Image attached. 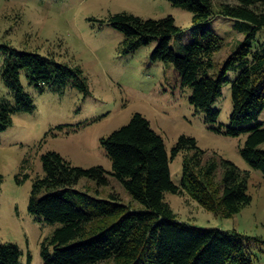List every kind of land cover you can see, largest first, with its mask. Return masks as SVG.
Wrapping results in <instances>:
<instances>
[{
	"label": "trees",
	"instance_id": "obj_1",
	"mask_svg": "<svg viewBox=\"0 0 264 264\" xmlns=\"http://www.w3.org/2000/svg\"><path fill=\"white\" fill-rule=\"evenodd\" d=\"M192 13L193 37L180 51L170 45L181 32L172 15L143 18L127 11L113 13L109 22L124 34V53L156 41L152 60L171 62L182 84L191 87L189 102L205 113L210 128L227 135L245 134L242 157L264 171V39L254 46L256 31L264 28V0H169ZM216 15L236 19L244 38L215 66L214 53L222 37L208 22ZM6 50L0 76L13 91V103L0 99V131L12 123V114L35 107L24 89L21 73L40 91L44 86L62 88L68 83L87 91L80 65L59 61L35 50ZM238 70L230 79L228 72ZM231 83L232 111L229 123H218L219 109L212 106L223 87ZM59 125L58 129H63ZM112 165L83 167L61 153L41 155L43 175L32 183L28 210L47 222H60L41 242L43 264H253L245 236L236 229L203 228L176 218L165 199L166 192L188 193L204 208L231 217L251 201L249 170L215 153L207 155L195 137L179 135L170 152L161 134L141 113L100 138ZM183 153L179 183L172 180L170 161ZM115 176L139 204H125L117 194L103 197L75 185L81 178L97 186ZM3 176L0 174V189ZM22 250L10 241H0V264H19ZM30 260V254H28Z\"/></svg>",
	"mask_w": 264,
	"mask_h": 264
},
{
	"label": "rangeland",
	"instance_id": "obj_2",
	"mask_svg": "<svg viewBox=\"0 0 264 264\" xmlns=\"http://www.w3.org/2000/svg\"><path fill=\"white\" fill-rule=\"evenodd\" d=\"M121 11L143 18L172 15L181 28L170 41L177 51L193 37L192 13L169 0H0V72L6 53L1 45H7L80 65L88 86L83 91L68 83L62 88L44 86L40 91L28 83L24 71L21 73L35 107L13 112L12 123L0 131V241L20 247L19 264H43L41 242L60 222H47L28 210L33 180L44 173L42 153L55 150L75 165H102L110 171L111 161L100 138L139 112L162 135L168 152L179 135L187 134L196 138L207 155L215 153L249 170L251 201L231 217L204 208L186 192H166L165 199L176 218L190 225L236 229L245 236L253 264H264V171L242 157L240 149L246 135L232 136L210 128L204 121L205 113L189 102L191 87L182 84L174 65L150 58L156 41L124 53V34L108 20ZM235 22L227 15H216L208 22L222 37V46L213 55L214 67L244 38ZM263 39L264 28H260L254 46ZM237 73L230 70L228 76L233 79ZM0 99L14 100L13 91L1 76ZM212 106L220 111L217 122L227 125L232 111L231 83L223 87ZM258 121H264V109ZM59 125L64 126L62 130ZM260 147L264 148V142ZM182 160L180 152L170 161L175 183L181 179ZM108 178L103 186L81 178L75 188L94 196L98 190L106 198L114 193L123 203L139 206L115 176L108 173Z\"/></svg>",
	"mask_w": 264,
	"mask_h": 264
}]
</instances>
